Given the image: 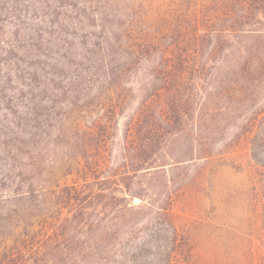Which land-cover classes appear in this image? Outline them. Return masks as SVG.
<instances>
[{"label": "trees", "instance_id": "16d2710c", "mask_svg": "<svg viewBox=\"0 0 264 264\" xmlns=\"http://www.w3.org/2000/svg\"><path fill=\"white\" fill-rule=\"evenodd\" d=\"M174 1L153 22L134 0H0V114L10 120L0 131V200L53 208L22 227L24 244L0 264H169L178 244L170 214L184 188L169 185L172 168L211 158L234 125L233 143L246 139L264 171V0ZM73 24L97 31L75 42ZM61 69H75L66 90L92 106L74 98L69 108L82 120H38L62 96ZM135 91L122 162L110 166L106 149ZM9 98L15 109L2 108ZM65 138L83 157L80 180L48 197L32 181ZM156 178L166 179L160 193ZM150 193L165 198L148 201ZM161 232L163 250L150 256Z\"/></svg>", "mask_w": 264, "mask_h": 264}, {"label": "rangeland", "instance_id": "374dc122", "mask_svg": "<svg viewBox=\"0 0 264 264\" xmlns=\"http://www.w3.org/2000/svg\"><path fill=\"white\" fill-rule=\"evenodd\" d=\"M171 1L174 0H134L133 4L144 2L146 19L154 22V17L159 12H167L165 10H168L169 4L172 5ZM188 7L194 8V5ZM69 13L77 17L74 12ZM68 27L69 32L74 35L70 39L74 38L75 42H79L82 35L85 40H90L92 33L97 31L89 24H73ZM6 30H11L9 23ZM3 46V49H7L5 44ZM73 62L77 64L80 61L76 59ZM74 70L61 69L62 79L59 83L63 90L57 93H62V96H59L54 109L39 110L41 115L38 120H82L78 119L74 112L72 113L68 105L74 98L79 100L80 106L91 105L83 101L81 91L66 90L67 80ZM129 80L128 84L137 89L135 78L131 77ZM11 86L16 88V83ZM7 95L11 97L10 92ZM9 99L2 108L8 106L15 109L18 101ZM99 99L102 100V97ZM139 100V93L135 91V96L125 110V114L119 118V129L110 137L106 149L110 166L122 162V137L125 125L129 121L128 116L137 108ZM96 103L94 102L93 105ZM68 114L70 116L67 117ZM24 118L35 120L34 114L29 112ZM94 118L93 116L87 120ZM9 121L2 120L0 114V131L8 130ZM236 132L238 129L233 125L227 131L224 140L219 142L211 158L192 162L182 168H172L170 171V178L173 181L169 185L184 186V188L175 197L170 214V219L178 232V244L169 264H264V171L252 160L246 139L233 143ZM65 139L68 143L57 145V147L62 146L56 153L58 155H53L51 161L42 165L43 176L36 177L32 181L34 189L47 194L48 197L56 185L69 186L80 180L77 172L84 164L83 157L80 151H71L70 154L67 148L75 142ZM68 166L72 169L71 174H67ZM183 178L187 180L184 181ZM162 179L163 182L166 181L164 178H156L152 185L154 192H161ZM146 198L153 202L161 201L165 197L164 193L159 195L150 193V197ZM46 202L47 205L37 202L35 204L38 205L32 206L20 200H0V259L5 252H11L24 244L23 240L26 237L24 230L21 229L26 227V223L34 224L42 215L45 216L53 210L49 202ZM133 203L138 205L141 200L136 197ZM63 211L65 215L66 210ZM11 223H15L18 227H6ZM147 231L148 229H141V234L145 235ZM165 239V234L161 232L157 240L161 250L152 246L149 250L150 256L163 250ZM27 259L29 260L23 264H35L33 259Z\"/></svg>", "mask_w": 264, "mask_h": 264}]
</instances>
